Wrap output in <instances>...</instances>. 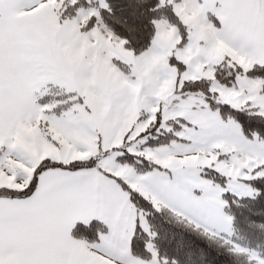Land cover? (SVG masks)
<instances>
[{
	"label": "snow or ice",
	"instance_id": "6c2138e0",
	"mask_svg": "<svg viewBox=\"0 0 264 264\" xmlns=\"http://www.w3.org/2000/svg\"><path fill=\"white\" fill-rule=\"evenodd\" d=\"M117 4L0 0V264H182L164 213L264 264V0Z\"/></svg>",
	"mask_w": 264,
	"mask_h": 264
},
{
	"label": "trees",
	"instance_id": "16d2710c",
	"mask_svg": "<svg viewBox=\"0 0 264 264\" xmlns=\"http://www.w3.org/2000/svg\"><path fill=\"white\" fill-rule=\"evenodd\" d=\"M120 8L124 10L119 11ZM117 9V16L122 22L126 21L129 25L139 22L137 20L139 11L137 10L134 16L132 14L133 9L127 7V0H118ZM115 27L119 33L127 34L121 25ZM154 223L159 231L162 246L170 253H178L182 264H209V261H215V264H247L246 258L232 256L219 241L216 243L206 241L183 226L176 224L173 219L168 217L167 213L156 214ZM254 224L256 227H249L241 217L234 239L264 255V228L258 227L264 224V220L257 219ZM88 235L90 239L94 237V233Z\"/></svg>",
	"mask_w": 264,
	"mask_h": 264
},
{
	"label": "rangeland",
	"instance_id": "374dc122",
	"mask_svg": "<svg viewBox=\"0 0 264 264\" xmlns=\"http://www.w3.org/2000/svg\"><path fill=\"white\" fill-rule=\"evenodd\" d=\"M233 239H234V236H233ZM235 240V239H234ZM239 243V242H238ZM239 244H241V243H239ZM241 245H243V244H241ZM243 246H246V245H243ZM246 247H248V246H246ZM248 248H250V247H248ZM251 249H253V248H251ZM254 250H256V249H254ZM258 251V250H257ZM259 252V251H258Z\"/></svg>",
	"mask_w": 264,
	"mask_h": 264
}]
</instances>
